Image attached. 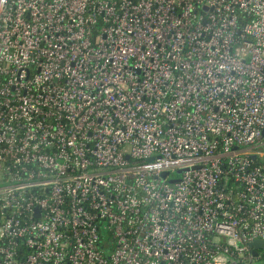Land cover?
I'll list each match as a JSON object with an SVG mask.
<instances>
[{
  "label": "built area",
  "instance_id": "1",
  "mask_svg": "<svg viewBox=\"0 0 264 264\" xmlns=\"http://www.w3.org/2000/svg\"><path fill=\"white\" fill-rule=\"evenodd\" d=\"M263 129L264 0H0V264H264Z\"/></svg>",
  "mask_w": 264,
  "mask_h": 264
},
{
  "label": "water",
  "instance_id": "2",
  "mask_svg": "<svg viewBox=\"0 0 264 264\" xmlns=\"http://www.w3.org/2000/svg\"><path fill=\"white\" fill-rule=\"evenodd\" d=\"M262 134L264 135V129L262 130ZM166 173H163L162 176H165ZM171 182H173L174 180H170ZM252 246H254L255 248H263L264 249V241L262 240H255L252 242L251 244ZM253 254H256V251H253Z\"/></svg>",
  "mask_w": 264,
  "mask_h": 264
},
{
  "label": "rangeland",
  "instance_id": "3",
  "mask_svg": "<svg viewBox=\"0 0 264 264\" xmlns=\"http://www.w3.org/2000/svg\"><path fill=\"white\" fill-rule=\"evenodd\" d=\"M262 148L264 149V146Z\"/></svg>",
  "mask_w": 264,
  "mask_h": 264
}]
</instances>
